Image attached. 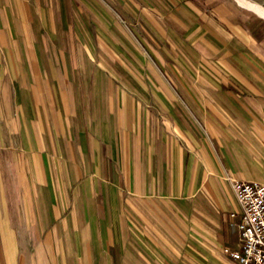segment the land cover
<instances>
[{
    "label": "rangeland",
    "instance_id": "rangeland-1",
    "mask_svg": "<svg viewBox=\"0 0 264 264\" xmlns=\"http://www.w3.org/2000/svg\"><path fill=\"white\" fill-rule=\"evenodd\" d=\"M71 2H0V161H53L39 176L0 164V264H139L121 232L135 219L120 202L142 199L131 176L90 178L74 141L84 144L98 102H182L178 86L239 79L253 61L225 36L255 19L264 37V20L234 0ZM71 155L84 159L69 166Z\"/></svg>",
    "mask_w": 264,
    "mask_h": 264
},
{
    "label": "crops",
    "instance_id": "crops-1",
    "mask_svg": "<svg viewBox=\"0 0 264 264\" xmlns=\"http://www.w3.org/2000/svg\"><path fill=\"white\" fill-rule=\"evenodd\" d=\"M257 28L258 20L251 19L235 35L225 36L250 54L252 64L241 67L244 76L178 86L189 97L182 102H98L97 121L83 131L84 144L74 141L75 147L86 148L90 178L110 179L115 170L123 178L131 176L130 192L142 199L120 202L135 219L133 227L129 217L122 220L121 232L130 255L133 245L139 248V264H240L226 251L242 246V214L231 179L264 183V37ZM226 49L217 54L223 56ZM29 157L14 161L23 163L25 175L30 167L41 175L42 161L53 164L38 153ZM64 161L77 163L73 155ZM14 163L0 161L9 174ZM105 188L103 182L102 192ZM131 234L136 243H130Z\"/></svg>",
    "mask_w": 264,
    "mask_h": 264
},
{
    "label": "built area",
    "instance_id": "built-area-1",
    "mask_svg": "<svg viewBox=\"0 0 264 264\" xmlns=\"http://www.w3.org/2000/svg\"><path fill=\"white\" fill-rule=\"evenodd\" d=\"M242 219L238 225L241 250L228 251L240 264H264V183L231 179Z\"/></svg>",
    "mask_w": 264,
    "mask_h": 264
},
{
    "label": "bare ground",
    "instance_id": "bare-ground-1",
    "mask_svg": "<svg viewBox=\"0 0 264 264\" xmlns=\"http://www.w3.org/2000/svg\"><path fill=\"white\" fill-rule=\"evenodd\" d=\"M240 7H243L247 9L248 11H251L252 13H255L257 16L262 18L264 20V6L261 4H257L253 1L249 0H234Z\"/></svg>",
    "mask_w": 264,
    "mask_h": 264
}]
</instances>
